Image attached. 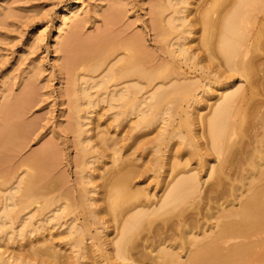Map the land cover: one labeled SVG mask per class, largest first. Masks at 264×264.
Returning <instances> with one entry per match:
<instances>
[{
    "label": "bare ground",
    "instance_id": "1",
    "mask_svg": "<svg viewBox=\"0 0 264 264\" xmlns=\"http://www.w3.org/2000/svg\"><path fill=\"white\" fill-rule=\"evenodd\" d=\"M196 2L198 3V0H154L151 29L159 44L160 52L157 60L156 55L149 53V49L140 35L132 34V36H127L119 41L110 36L111 31L108 30L109 33L105 30L101 33L100 30L99 35L87 36L85 40L78 42V38H76L80 22L77 19L78 7L68 4L61 13L58 25L59 34L56 37L54 48L56 49L60 45L64 46L67 53L65 64L72 71V79L68 88L70 94L75 96L76 120L74 119V126L78 132L77 136H80L77 139L81 146V154L86 151V145L92 142V135H88L89 129L85 128V125L88 124L86 113L89 109L86 111L84 107L87 105L96 108L99 102H104L107 105V110L116 108L107 120L117 124L123 120L132 121V119L138 122L146 117L148 112H154L155 116L161 117L163 120L166 117L162 115L170 109L168 105L177 99L174 94L181 91L184 96H188L186 97V100H189L187 108L192 107L194 111L192 115L185 107V110L183 109L185 118L182 117L180 122L188 130H191L189 119L199 121L202 117V108L196 106L195 103L198 99L197 95L201 94L204 97L203 94L207 92V89L197 86V81L184 75L180 71L179 64H176L174 60L167 61L166 53L172 57H182L184 61L190 62L192 67L199 68L203 72L209 69V73L230 77V72L235 71L244 76L247 81V87L236 85L230 88L226 83L219 87L216 86L215 91H220V95L210 106L208 117L206 116V119L201 121L203 128L199 135H204V141L198 146L194 142V138L197 137L196 133L188 137L187 144L190 148L188 155L200 156L197 164L208 162L206 178L201 180L196 168L192 170L188 168L189 171L185 166L175 168L181 163L172 162L170 175L173 174L170 180L166 181L164 178L161 181L162 193L156 196L158 197L155 198L156 200L153 198L151 201L147 197L150 200L148 203L145 200L141 201L145 195L142 189L139 190L141 187L133 188L129 185L130 182L128 183L131 171L128 166L132 156L129 153L121 154V149L124 146H120L117 140L108 143L107 133L100 132L97 133V138L109 149V160L98 161L102 157L101 155L99 159L90 158V155L80 160L79 169L84 173L80 177V182L84 184V187L82 186V189L80 187L78 203L81 206V211L91 216L95 221L102 217L101 214L104 211L116 220L117 226L113 229L115 235L111 240V257L115 255L121 260L129 259L133 256L132 252L134 251L139 256L147 258L146 261L149 260V255L147 256L146 253L153 252L154 255L150 253L153 256L151 259L159 261H155V264H264V85L262 83L264 67H260L262 63L257 65L254 63L255 60L251 57L249 49L252 46H246V42L247 44L250 42H248L250 31L248 32L246 24L249 21L250 9L254 7L251 8V5L261 3L264 6V0H201L200 7L196 5ZM194 4L198 7L196 10L193 8ZM110 5L102 13L104 16L102 18H105L109 25L114 26L119 19L121 10L115 6V3ZM187 5L192 7L189 8ZM215 6L220 7V10L214 15L217 12H214ZM192 12H196L197 17H190ZM193 15L195 16V14ZM70 20L74 21L71 24L69 35L62 41L60 39L61 32L64 30V25ZM252 22L254 25L256 21ZM196 23H199L200 26L199 38L194 39L198 40V46L192 48L187 39L190 34L194 33L193 28ZM252 37L254 38V36ZM251 42L254 41L251 40ZM255 42L257 43V41ZM199 44L203 52L208 54L205 63L204 56L206 54L201 56ZM252 45L255 44L252 43ZM197 47L198 49H196ZM260 47L259 44V52L261 51ZM212 54L220 55L218 56L221 57L220 60L218 59V65L214 62H212L213 64L207 63L210 59L218 58ZM103 65L104 67L101 69ZM81 66L85 67L80 69ZM93 73L94 75H92ZM260 78H263L262 82L258 81ZM206 85L212 90L210 81ZM92 88L98 89L91 92ZM171 95H174V100L171 99ZM21 100L22 98L18 100V103ZM3 109H5L7 122L0 127V140L7 138L8 141L4 142V140L3 142L10 145L13 141L11 138L17 137L21 131L24 132L23 128L25 127L8 120L12 116L10 114L13 111L11 110L13 106H6ZM98 114L101 113H96V115ZM243 125H245V129ZM241 127L242 130L247 129V133L245 131L247 135H244L242 131L243 138H234ZM201 129L199 128V130ZM171 135L183 137L177 129H174ZM91 147L94 148V144ZM199 150H203V153ZM45 151L46 148L26 160L25 163L31 166L30 171L18 173L17 170L12 174L11 178L14 179L12 184L8 185V188L6 186L3 190L0 189V229L5 224L12 223L15 215H12L10 211L18 207L16 214L19 227L16 234L18 236L31 234L40 228L39 220L32 222L35 214L41 212L43 215L44 209L47 210L55 204L53 184L48 182V175H46L48 166L45 161L47 157ZM204 154L213 155V159L212 157L211 159L205 158ZM109 161L111 167L106 170ZM187 161L189 162V159L185 158L186 166L188 165ZM98 179L102 182L98 183ZM3 181L1 179V186H3ZM202 182L207 183L204 189H201ZM99 185V190H97L96 187ZM42 189L47 190L43 192ZM151 196H154L153 193ZM40 198L42 199L40 200ZM187 198L199 199L198 202L201 200L198 206L195 204L192 211L194 214H187L183 206L182 210H177V216H171L172 219L169 217L163 219V215L166 216L176 210V206H180L179 203ZM202 203L207 205L208 210L214 209L210 212L211 214L209 213V219L211 218L210 221L213 220V222L207 224V227L204 225L205 220L203 223L202 219L196 216L197 214L201 215L202 210L206 209ZM74 209L76 208L70 205L51 208L49 211H52V214L46 217L43 215L42 221L50 224L52 220H60L66 210L68 214H72ZM161 214L162 216H159ZM151 215H154L153 218L158 216L157 220L161 217L159 224H157L158 226L155 224L156 227L153 226L149 230L152 227V222H148V219L145 226L147 225L149 228L148 231H145L147 228H144L143 224ZM173 218L175 220L169 222ZM206 218H208L207 215ZM209 219L206 220L209 221ZM142 222L143 224H141ZM54 224L48 228L49 234L52 232ZM62 225L64 223L59 226ZM172 226H175V230H179L180 234L182 232L183 235H181L185 238L183 241H177L178 243L174 242L173 248L176 250L171 248L170 242V244L167 243L170 246L165 243L175 236L176 232H171ZM140 227L144 229L141 230L142 234L145 231L144 236L139 235ZM100 228V225H97L99 234L101 233ZM102 229L104 230L103 227ZM169 229L171 231H168ZM64 231L68 235L80 232L81 227L76 224L75 219H72ZM150 232H152L151 235ZM158 234H161L162 237L158 238L161 241L157 242L155 253V248L150 251L151 248L148 246L151 243L147 242L151 236ZM175 239L177 240V238ZM75 244L76 242L73 243L74 246ZM28 245L29 255H23L12 248L10 251L0 250V258L4 260L5 264L12 262V264H20L26 260V256L33 259L37 257V254L43 256L44 253L53 258L59 256V250L57 251L46 237H41L39 240L30 239ZM184 247L187 255L182 259L178 248ZM144 248L149 251L145 252ZM6 252L8 255H5ZM135 258V261L144 260V258ZM56 263L63 264V261L57 260ZM144 263L149 264V262L143 261L142 264Z\"/></svg>",
    "mask_w": 264,
    "mask_h": 264
},
{
    "label": "rangeland",
    "instance_id": "2",
    "mask_svg": "<svg viewBox=\"0 0 264 264\" xmlns=\"http://www.w3.org/2000/svg\"><path fill=\"white\" fill-rule=\"evenodd\" d=\"M153 2L154 0H0V127L7 122L5 109H3L6 106H13V109H11L13 111H11L10 114V116H12H9L10 118L8 120H10L11 123H17V125L25 127L23 128V130H25L24 132L21 131V133L18 134L19 136L17 135V137H14L16 139L11 138V141L13 140L12 144L15 142L17 144H5L4 142L8 141L7 138L2 139V141L0 140V178L4 180L3 186H1L0 179V189L2 188L1 190H3L6 186L8 188L10 184H12V181L14 180L11 178L12 174L17 172V170L18 173L21 171H30L31 166L25 163L26 160H29L32 156L46 148L45 153H47L45 155L48 157L45 159L48 166V172H46V175H48V182L53 184L52 190L53 195L55 196V204L47 210L44 209L43 215H45V217L51 215L52 211L50 212L49 209L54 207L57 208L61 205H70L71 207L74 206L76 208L72 214H68V211L66 210L60 220H52L50 224H46L45 221H42L43 215L41 212L36 213L32 222L34 220H39L38 224L40 228L31 234L27 233L26 235L21 236L16 234L19 227V220L16 214L18 207L13 208L10 211L12 215H15L13 216L12 223H7L0 229V250L6 249L7 251H10L12 248H15L16 251L23 253V255H29L28 243L30 239L39 240L41 237H46L48 242L52 243L57 251L59 250L58 258H53L45 253L43 256L37 254V257H34V259L30 256H26V260L20 264H57V260L63 261V264H142L143 261L147 263L149 262V264H155L154 262L158 261H153V259H151L153 258V256H151L153 252H148L149 250L147 248L150 247V251L155 248L154 251L156 253V246L159 241L158 238L162 237L161 234H158L159 236H151L147 243H151L152 245L150 244V246L144 248V251L148 252L146 255H149V260L146 261L147 258L145 259L144 257L139 256V254L134 251L132 252V257L138 259L144 258L143 261L141 260L142 262L139 260L135 261L133 258V263L131 260L132 257L121 260L115 255L113 257L110 255L112 254L111 240L115 235L113 229L117 226L116 220L112 219V216L110 217L108 212L104 211V213L101 214L102 217L98 221H95L91 216L81 211V206L78 203V194L82 189V186L84 187V184L80 182V177L84 173L80 172L79 169L80 160L90 155V158L92 157L93 159H99V156L101 155L102 157L100 156L101 158L98 161L109 160V149L106 145L99 142L97 133H107L109 136L108 143L117 140L120 146H124L121 149V154L123 153L125 155L129 153V155L132 156V160L128 166L131 170L128 183L130 182L129 185L133 188L138 189V187H141L139 190L142 189L144 194L147 195H143L141 201L145 200V202L148 203V201H150L149 199H151V201L153 198L157 199L158 197L156 196H159L162 193L161 181H163L164 178L166 181L171 179L173 174L170 175L172 162L181 163L180 165L178 164V166L176 165L175 168H180L182 166L191 170L196 168L198 174L201 176V180L207 177L208 171L206 172V170H208V162L197 164L200 156L196 157L195 155H188L190 150L187 144L188 137L189 135L196 133L197 137L194 138V142L198 146L204 141V135H199L202 132L201 128H203L201 121L202 119H206V116L208 117L210 114L209 110L211 109L210 106L215 103L214 101H216L220 95V91H215L216 86L219 87V85L222 86L223 83H226L230 88H233L236 85L247 87V81L244 76L235 71L230 72V77H225L223 75L219 76L218 73H209V69L203 72L199 68L192 67V64L184 61L182 57H172L169 53H166L165 55L167 61L172 62L174 60L176 64H179L180 71H182L184 75L197 81V86H203L207 89V95L206 93L203 94L204 97H202L201 94L197 95L198 99L195 103L196 106L202 108L201 116L203 118L201 117L199 119L200 122L197 119H189V122L191 121V130H188V128L180 122L182 117H184L183 109L185 107V109L192 115L194 111L192 107L187 108L189 100L187 101L186 97L188 96H184L181 91L174 94L177 99L175 102L171 101L172 103L168 105L170 109L162 115L166 117L163 120L161 117L158 118V116H155L154 112H148V115L140 119L138 122H135V119H132V121L123 120L117 124L116 122H110L107 120L112 111L116 108L107 110V105L104 102H99L98 105H96V108H94L95 106L87 105L84 107L86 108V111L89 109L87 111L88 113H86L88 116V119H86L88 124L85 125V128L89 129L87 134L92 135V142L86 145V151L81 154V146L77 139L80 136H77L78 132L76 126H74L76 120L74 112L75 96L70 94L71 92L68 88L72 79V71L65 64L67 53L64 46L60 45L57 46L56 49L54 48L56 37L59 34L58 25L61 13L68 4L78 7L79 15L77 19L80 21L78 23L76 37L78 38V42L85 40L87 36L95 37L96 35H99L100 30L101 33L105 30H107V32L111 31L110 36L115 37L114 39L119 41L127 36H132V34L140 35L144 39V43L149 49V53L154 56L156 55L157 60L160 52L158 50L159 44L157 43V37H155V34L151 29ZM200 2L201 0H198L196 5L199 6ZM114 3L115 6L121 10V13L116 24L111 26L105 18H102L104 17L102 13H104L106 8L111 6L110 4L113 5ZM197 6L194 4L193 8L196 10V8H198ZM187 7L190 8L192 6L187 5ZM251 8L248 24L252 29L250 30L249 25L246 24L248 32L250 31L248 37V42H250L249 44L246 42V46H252L249 47V49L251 57L255 60V62H253L256 63V65L262 63L263 65L261 64L260 67L263 68L264 6L261 5V3L259 5L254 3V5H251ZM219 10L220 7L215 6L214 12H217H215L214 15L217 14ZM193 12L192 14H195V16H192L191 14L190 17H197L198 14ZM73 21L74 20H70L64 25V30L61 32L60 36L62 41L67 39ZM252 21H256L254 25ZM260 24L263 26H258ZM258 27L261 28V30H259ZM193 30L194 33L190 34L187 39L192 48L196 45L198 46V40L195 41L194 39L199 38V23L194 25ZM252 36H254V38ZM256 36L258 37L256 38ZM251 40L254 42H251ZM255 41H257V43ZM252 43L255 45H252ZM259 44L261 46L260 52V49H258ZM196 49H198V47ZM200 49L202 57L204 56L202 54H206L204 56L205 63L208 54L207 52H203L202 47ZM200 52L198 53L199 55ZM212 55L214 57L215 55L217 57L220 56L219 54ZM218 59L220 60L221 57L210 59V62L208 61L207 63L214 62V64H217ZM84 67L85 66H81L80 69H83ZM103 67L104 65L101 69H103ZM92 75H94V73ZM208 81H210V87H212V90L206 85ZM258 81L262 82L263 78L258 79ZM262 83L264 85V81ZM96 89L92 88L91 92L97 91ZM174 95H171L172 100H174ZM21 98L22 100L18 103V100ZM98 112L102 115H96ZM245 125H243V128ZM199 128L201 130H199ZM174 129H177V131L180 132V135L184 138L181 136H172L171 133ZM244 129L242 130L241 127L239 132H237L238 136L236 134V137L234 138H241L242 136L247 135V129ZM242 131L244 132V135ZM92 144H94L96 148L91 147ZM200 152L203 153V150ZM204 157H207V159H211L212 157L213 159V155L209 156L204 154ZM185 158H187V160L189 159V162L187 161V166L184 164ZM214 163L216 164V161H214ZM107 165L106 170L111 167V162L109 161ZM97 182L101 183L102 180L98 179ZM202 183L201 189H204L207 186V183ZM99 187L100 185L97 186L96 189L99 190ZM46 190L47 189H42L43 192ZM152 193L155 197L151 196ZM92 195L97 196L96 194ZM41 199L42 198H40V200ZM197 200L199 199L187 198L186 200L181 201V203H179L180 206H176L177 209L174 210L175 212L171 211V214L169 213L166 216L163 215V219L166 217L172 219L171 216H177V212L182 210L181 207L183 206V209H185L187 214H192L195 204L198 206L201 203V200L199 202ZM203 204L204 203H202V206L206 208L202 210L203 215L197 214L196 216H198L199 219H202L203 223L205 220L204 225L207 227V224L213 222V220L210 221L211 218L209 219V215L214 209L212 208L208 210L206 207L207 205ZM205 214L208 218H206ZM159 216H162V214ZM153 217L154 215H151L148 218L146 217L147 219L145 218L146 220L144 224L143 222L141 223L144 225V228H147L145 223L147 224L148 219V222H152V227H148L149 230H151L153 226L156 227V225L159 224V219L161 217H159L158 220V216L156 218ZM174 218L173 220L169 219V222L174 221ZM72 219H75L76 224L81 227V231L67 235L64 230H66V227L70 224ZM206 219H209V221ZM61 223H64V225L59 226ZM53 224L54 227L49 234L48 228ZM97 225H100L101 227L99 229L101 231L100 234L98 233ZM174 227L175 226H172V231L171 229L168 230L172 233L176 232L174 238H172L173 241L171 242L172 239H169V241L167 240L165 242L166 244L170 242L171 244H169L172 246L171 248L175 246V243L183 241L184 238L182 237V232L181 235L180 231L177 229L175 230L176 227ZM148 228L145 231H148ZM139 230V235L144 236L145 231L143 234L141 233V230L144 229L141 228ZM151 233L152 232H150V235ZM175 238H177V240ZM74 242H76L75 246L73 245ZM169 244H167V246ZM190 246L192 247V245ZM178 250L177 251L180 252L182 259H184L185 255H187L185 253V247L182 249L178 248ZM5 255H8V252H6ZM143 255H145V253ZM0 264H5L4 260L1 258Z\"/></svg>",
    "mask_w": 264,
    "mask_h": 264
}]
</instances>
